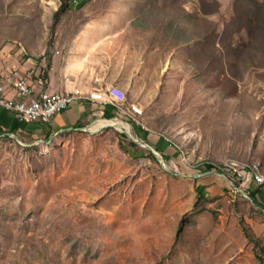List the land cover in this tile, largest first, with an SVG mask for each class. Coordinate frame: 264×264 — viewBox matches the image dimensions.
Listing matches in <instances>:
<instances>
[{
    "label": "rangeland",
    "instance_id": "1",
    "mask_svg": "<svg viewBox=\"0 0 264 264\" xmlns=\"http://www.w3.org/2000/svg\"><path fill=\"white\" fill-rule=\"evenodd\" d=\"M182 1L192 45L146 35L144 70L96 88L126 92L112 113L42 138L0 127V264H264V208L216 173L264 166V0ZM83 2L0 0V52L40 55Z\"/></svg>",
    "mask_w": 264,
    "mask_h": 264
},
{
    "label": "crops",
    "instance_id": "2",
    "mask_svg": "<svg viewBox=\"0 0 264 264\" xmlns=\"http://www.w3.org/2000/svg\"><path fill=\"white\" fill-rule=\"evenodd\" d=\"M87 1L83 4L89 8ZM180 2L181 7L176 12L171 5H164L163 0H96L94 13L84 7L85 16L80 26L55 29V39L44 44L40 55L1 51L0 82L19 71L36 90L77 91L79 98L46 123L21 121L13 111L0 105V127L27 137L42 138L78 128L97 113H112L114 103L92 101L88 94L96 88L122 82V75L131 69V63L141 62L137 65L144 70V52L151 43L146 35L151 34L152 41L158 35L176 34L180 44L192 45L193 38L189 37L194 24L188 19V14H192L185 2ZM127 8L132 12L126 13ZM39 76L45 77L44 86L38 83ZM4 93L8 98L16 97L15 88L8 82ZM245 186L256 191L258 199L264 203V186L251 180L246 181Z\"/></svg>",
    "mask_w": 264,
    "mask_h": 264
},
{
    "label": "built area",
    "instance_id": "3",
    "mask_svg": "<svg viewBox=\"0 0 264 264\" xmlns=\"http://www.w3.org/2000/svg\"><path fill=\"white\" fill-rule=\"evenodd\" d=\"M37 81L42 86L46 82L43 76L37 77ZM7 82L15 88L16 97L8 98L5 96L4 90ZM88 97L98 103H109V101L105 100V92L102 90L98 94H88ZM77 98H79L78 92L49 91L46 88L36 90L28 82L27 77L19 71H14L10 76H6L4 81L0 82V105L7 110L13 111L18 119L25 122H49L54 114L69 107ZM137 122L140 124L139 120ZM140 125L143 128L142 124ZM216 173L223 175L234 185L239 183L241 185L240 190L245 186L246 181L249 180L259 184L264 183V181H257V177L256 179H248L244 168L218 167ZM234 173H241L243 182L234 181Z\"/></svg>",
    "mask_w": 264,
    "mask_h": 264
},
{
    "label": "bare ground",
    "instance_id": "4",
    "mask_svg": "<svg viewBox=\"0 0 264 264\" xmlns=\"http://www.w3.org/2000/svg\"><path fill=\"white\" fill-rule=\"evenodd\" d=\"M99 91H101V89H95L90 94H98ZM69 92H77V91H69ZM126 99H127L126 92L122 90L121 88H119L118 86L110 87L107 93H105V100L111 103H121L125 101ZM106 123H113V124L119 123L120 124V122H116L113 120L112 121L106 120L105 123H101V124L105 125ZM123 126L127 130H130L129 124L125 123ZM229 166L235 167V168H244V170H246V175L248 177L252 179H256L257 177V181H264V166L259 161H254L251 164H248L246 166H237V165H229ZM234 181L243 182V175L241 173H234Z\"/></svg>",
    "mask_w": 264,
    "mask_h": 264
},
{
    "label": "trees",
    "instance_id": "5",
    "mask_svg": "<svg viewBox=\"0 0 264 264\" xmlns=\"http://www.w3.org/2000/svg\"><path fill=\"white\" fill-rule=\"evenodd\" d=\"M15 132L18 133L17 131H15ZM18 134L21 135V133H18ZM207 168H208V170L216 171V170H215L216 167H215V165H213L212 163H208V164H207ZM243 188H245V190L247 191V193L252 197V199H253V201L255 202V204H257L258 206H261V207L264 208V203L261 202V201L258 199V197H257V195H256V191L251 190L250 188L245 187V186H243Z\"/></svg>",
    "mask_w": 264,
    "mask_h": 264
},
{
    "label": "water",
    "instance_id": "6",
    "mask_svg": "<svg viewBox=\"0 0 264 264\" xmlns=\"http://www.w3.org/2000/svg\"><path fill=\"white\" fill-rule=\"evenodd\" d=\"M136 140H138V139H136ZM146 144V146H148V147H150L152 150H153V152L155 153V154H157V155H159L161 158H162V160H164V158H163V156L160 154V152H158L157 150H155L152 146H150L149 144H147V143H145Z\"/></svg>",
    "mask_w": 264,
    "mask_h": 264
}]
</instances>
